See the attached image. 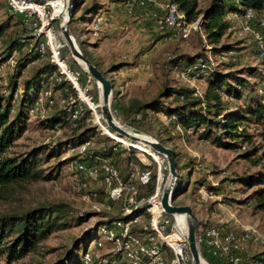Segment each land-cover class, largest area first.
Masks as SVG:
<instances>
[{
	"label": "trees",
	"instance_id": "16d2710c",
	"mask_svg": "<svg viewBox=\"0 0 264 264\" xmlns=\"http://www.w3.org/2000/svg\"><path fill=\"white\" fill-rule=\"evenodd\" d=\"M30 1L40 3L43 0ZM106 1L115 4L126 2V0ZM83 2L84 0H76L73 9V17L69 23L70 31L75 36V40L80 22L85 20L86 15L92 14L93 12L95 14L98 10V5L95 2L88 7H85ZM166 3L176 4L178 10L184 15L187 23L195 22L197 19L201 18V34H199L204 43H206V51L202 57L193 61L189 57H186L188 59L186 63H189L187 69H191L198 65L200 61L202 63H207L209 61V56L211 59H214V67L209 70L208 76L205 78L199 77L197 79L204 82L206 89L205 91H199L197 93L196 90L192 88H190V91L184 89L174 90V88L165 84L162 89L148 101L134 99L129 101L126 106L121 105V112L134 122L146 120L149 113L163 115L165 117V122L173 127V133L175 132L176 135L178 134L181 139L183 135L187 134L189 137H194L199 143H209L218 150L234 152L238 160L249 161L252 167L260 166L262 168L261 170L254 174L237 178L235 183L247 190L255 187L258 188L254 191V195L259 202L264 201V164L262 165L261 163L264 161L263 145L262 143H256V135L250 132V127H255V131L259 134L258 136L260 138L264 137V73H259L256 76L254 70L251 71L246 69L245 71H250L251 73L249 76L256 80L254 84H251L248 80L243 79V77H241L243 76L242 73L235 71L233 67L221 69L217 63V59L219 60L221 58L224 60L227 56V52L216 53L217 46L221 43L223 38L229 36L239 40H251L255 44L257 50V43L251 36L238 37L233 34L232 31H229V28L232 23L242 19L247 11H251L253 14L250 23L251 27L264 35V30L259 27L260 19L264 16V0H202L201 2L197 0H167ZM200 5L205 6L200 7ZM3 7L2 0H0V10H2ZM80 11V16H77ZM164 15L165 13L162 11V16L159 18L160 22H162ZM229 17H232V19L230 20ZM165 29H168V31H175L174 29L167 28L161 23L158 28L159 31L161 30L160 33H163L162 30ZM101 32H103V29ZM92 33L100 34L94 33L93 30ZM3 38H10L12 43L9 46L10 50L19 49V47H21H15V42L19 43V40L23 39V41H25V39L31 38V41H33V55H30V57H34V59L38 61L41 60L42 63L40 68L36 69L34 72L32 83H24L25 88L19 99H14V93L16 92V87L14 86L7 97L0 96V199L3 198L4 192L9 188L23 184H31L41 180V171L38 166L42 160V155L45 153L44 151L51 153L54 152L52 150H55L54 147L50 148L47 146L38 147L23 153H16L14 151L17 141L27 130L30 116H33L31 110L34 108L36 101L35 95L39 92L43 93L44 91H50L52 94L51 98H42V100L46 101V106L52 107V112L50 114L44 112L46 115H42L44 114L42 111L39 119L42 122L40 125L43 124L44 128L49 130L60 128L64 131L68 129L73 133L82 132L77 137L79 142L75 148L90 141L88 138L90 129L85 128L89 109L78 99L75 90L67 80L61 79L59 82L56 80L60 78V76L56 67L50 62L49 52H47L43 58H39L36 55L35 47L37 41L22 23L21 18L9 13L8 7L5 19L0 21V40ZM159 40L158 38L153 44H156ZM221 50H225V48L221 47ZM81 51L83 56L95 65L92 60L86 56L82 48ZM64 54L65 52L62 50V57L67 61ZM9 55H11V53ZM27 64L28 63H24L23 60H20L17 65L19 67V69H17V74H20L22 66H26ZM168 65L171 68L177 67L179 61L174 56L170 57ZM124 66H126L125 63L113 65L108 71L101 73L107 79V73L110 72V70H119ZM15 82L12 81V85H14ZM79 85L81 87L80 82ZM260 86L262 89L261 92L258 91ZM81 88L84 89L83 86ZM32 91L34 92V98L29 96V93ZM55 96H58L57 100H55ZM112 96L113 103L117 102L119 98L118 91L113 90ZM89 97L93 103L96 102L94 97ZM49 99L54 101L52 106L48 104ZM166 100L171 101L168 103ZM61 101L63 103H61ZM16 102L18 103L17 106L14 105ZM78 109H80L79 117L76 120H72L73 112ZM134 128L137 129L136 127ZM71 140L72 141H65L69 142L67 143L68 146L76 139L71 137ZM160 144L171 149L176 162V169L178 170L179 154L176 148L164 144L162 141H160ZM129 152L136 153L138 151L130 149ZM258 154H260V157L256 159ZM86 155L87 158L85 156V158L80 156L79 159L69 158L62 161L57 176L60 177L61 174H63L61 169L69 166L71 167L74 161L86 162L89 161L88 159H93V162H96V159L109 160L118 169L124 180L127 179L128 174L134 169H147L144 165L135 160L138 166H140L139 168L130 167L127 171H122L119 166L114 163L115 160H118L120 155V153L116 151L115 146L103 148L97 153H92L91 156L89 152H87ZM131 158L134 157H131L129 154L127 159L131 160ZM150 161L152 165H155L154 161L151 159ZM187 168L190 169L187 170ZM187 168H184V170L187 171V181H189L193 175V168ZM72 177L73 173L70 170L69 185ZM43 179L53 180L51 174L43 177ZM187 181H183V176L180 175V173L178 174L173 201L178 194L186 193L188 186ZM155 183L156 173H152L150 183L140 190L141 197H151L154 193ZM144 189H147V193L143 191ZM98 192L99 199L104 201L106 197L105 187L102 186L99 188ZM218 193L220 195V192ZM260 206H264V203H261ZM72 214L73 211L69 205L53 203L39 205L23 213H11L10 215L0 216V248H2L0 252H5L8 264L24 258L34 252L38 248V245L51 234L65 228L68 224V218H70ZM96 216L102 220L110 215L107 213H96ZM89 217V213L76 215V219L80 223L84 222L86 218L89 219ZM147 219L148 216L145 215L144 221L147 222ZM100 224H103L102 221H98L96 226L92 229L85 230V234L80 238L81 243L84 245L82 247L80 259L76 261L78 262L76 264H84L83 259L88 249L89 242L92 240ZM137 226L139 225H136L134 230L138 228ZM207 228H218L223 235L232 232L224 228H219L217 225H208L201 222L196 229V237ZM5 241H7V243H5ZM3 243H5L4 246ZM250 243L253 244L254 242L249 241L245 243L243 248ZM199 252L209 263L212 262L211 258L204 253L202 249ZM239 254L242 253L239 252L238 255ZM257 261L255 262L256 264H264V260L258 259Z\"/></svg>",
	"mask_w": 264,
	"mask_h": 264
},
{
	"label": "rangeland",
	"instance_id": "374dc122",
	"mask_svg": "<svg viewBox=\"0 0 264 264\" xmlns=\"http://www.w3.org/2000/svg\"><path fill=\"white\" fill-rule=\"evenodd\" d=\"M44 1L45 0L40 2V4ZM86 1L88 3L91 0ZM93 1H97V7L100 9H103L107 5L106 0ZM127 1L132 0H126V2ZM147 1L148 0H146L145 3ZM166 1L167 0H163V2L159 3L157 2L156 7L158 8L160 3L166 4ZM49 2H52L58 11H62V0H49ZM2 3L4 7L0 10V21H3L5 15H7V5L5 0H2ZM139 4L142 5L141 2ZM204 6L205 5H200V7ZM50 13H52L51 10ZM63 15L54 22V28L58 31L56 33V40L64 45V56L70 63L73 71L79 74L81 87L83 86L84 89L88 91V95L94 97L96 101L93 103L95 104L93 105L95 112L89 109L87 125L86 127L84 126L86 129H90L88 137L90 139V144L86 151L89 152V155L91 156L92 153H97L103 148L115 146L116 151L119 152L120 155L118 160L114 161L112 157L111 159L122 171H127L130 167L139 168L140 166H138L135 160L144 165L153 174L157 172L158 166H160L161 177L163 179L161 184L162 194L164 187L166 185L168 186L171 182L165 158L161 155H155L156 158L149 156L148 154L152 155L153 153H151V151L145 146L137 144L138 148L134 149L116 141L114 138H111L112 136H115L112 132L107 130L104 118L98 107L101 102H99L100 90L97 83L87 74L84 67L74 60L68 46L63 42V34L60 31V26H62L64 20H66L65 14ZM87 17L90 19L91 15H87ZM160 24L161 22L159 21L158 28L160 27ZM84 26L87 32H84L85 30L83 29V33L80 37L82 40L79 38V43L84 42L86 35L92 33L91 21H85ZM68 30L75 40V36L71 33L69 27ZM160 31L158 36L160 40L155 46V50H152L153 52L149 50H151V47L154 44L148 43L143 44L138 53L133 56L134 63H136L135 59L138 56L141 58L140 60L142 62L136 64V66H139V69L134 74H131L133 75V78L132 76H130V78H127V76L123 78V80L126 79L130 82L133 80L132 84L127 87V92H124L122 96H119L117 102L114 103L112 96L110 103L112 116L116 123L126 130H137L141 134L149 136L159 143L162 141L164 144L176 148V151L179 154V167L177 174L180 173V175L183 176V181L188 180V176L186 175L187 171L184 170V168H193V175L191 179L189 178L190 180L187 181L188 186L186 193L178 194L176 199L172 201L173 205H187L191 207L193 214L200 223L217 225L219 228H224L227 231H232L238 234H241L242 231L247 228H252L264 237V206H260L264 201L259 202L254 195V191L258 188L255 187L247 190L235 183L237 178L248 176L261 170L262 168L260 166L252 167L251 162L240 159L238 160L237 157H234V152L218 150L209 143H199L194 139L190 141L185 139L183 144L180 136L178 137L175 132L173 133V127L165 122V117L163 115L149 113L146 120L134 122L121 112V105H128L129 101L126 98L127 96H133L136 97V99L139 98L138 100L148 101L152 99L165 84L174 88V90L184 89L190 91V88H192L198 91H203V87L205 86L203 81L189 80L181 76V73H183L189 66V63H186L188 62L186 57H189L193 61L205 54L206 43H204L200 34L193 32L187 40H183L179 35L178 30L168 31V29H165L162 30L163 33H160ZM22 40H19L20 45L18 42H15V47L21 46L19 47L20 50L9 49V46L12 44L10 38H3L0 40V61L6 56H9L10 53L16 55L14 64L9 65L2 73H0V96L7 97L13 86L16 87V91L21 95L25 88L24 83H32L34 72L36 69L40 68L42 63L41 60L38 61L34 59V57H30V55H33V41H31V38L25 39L24 42H21ZM75 43L82 53L77 39L75 40ZM221 47H224L225 50H221ZM83 51L86 52L85 48H83ZM148 51L150 53L146 55ZM216 51V53L227 52V56L224 60L221 58L219 60L217 59V63L221 69L233 67L235 71L242 73L243 76L241 77H243V79L248 80L251 84H254L256 80L249 76L251 75L250 71L245 70H254L256 76L259 73H262L260 68L261 61L258 60L259 57L256 46L251 40H239L231 36L225 37L217 46ZM173 56L179 61V65L171 68L168 65V61L170 57ZM20 60H23L24 63L28 64L22 66L21 73L17 74V69H19V67L16 68L15 64L19 63ZM12 81H16L14 85H12ZM31 98H34V96ZM57 99L58 96H55V100ZM170 101L171 100H166L168 103ZM45 103L46 101L42 100L41 109L43 113L50 114L52 112V107L46 106ZM17 104L18 103L16 102L14 105L17 106ZM86 107L88 108L87 105ZM45 113L42 115H46ZM40 114L38 112L37 115L34 113L32 114L33 116H30L27 130L17 141L14 151L16 153H23L38 147L47 146L50 148L54 147L55 150H52L54 152L51 153L44 151L45 153L42 155V160L38 166L41 171V180L31 184L15 186L4 192L3 198L0 199V216L10 215L11 213H23L36 206L53 203L69 205L73 214L68 218V224L65 228L51 234L46 240L38 245V248L34 252L9 264H76L78 263L76 261L80 259L82 253V247L84 244L81 243L80 238L85 234V230L95 227L98 221L104 223L105 220L114 218V215L108 214L110 215L109 217L107 216L101 220L96 216V213L104 212L94 208V203L99 201H94V203L93 201H87L86 199H83L81 194L75 193L71 190V187L68 184L69 171L71 170L70 166L62 168L61 171L63 174H61L60 177L57 176V172L60 169V163L65 159H79L80 156H85L87 158L86 154H79L78 147L75 148L79 142L77 137L82 132L73 133L68 129L64 131L60 128L55 130L45 129L43 124L40 125V123H42L39 120ZM250 132L256 135V143H262L264 151V137L260 138L258 136L259 134L255 131V127L251 126ZM71 137H74L76 140L68 146L67 143L69 142L65 141H72ZM130 149H134L138 152L131 153L129 152ZM129 154L134 158L128 160L127 158L129 157ZM258 157H260V154L256 156V159ZM150 159L154 161L155 165L151 164ZM88 160L93 162V159ZM96 161L98 160L96 159ZM261 163L263 165L264 161ZM189 169L190 168H187V170ZM48 174H51L52 181L43 179V177H46ZM176 183L177 180L175 186ZM146 190L147 189H144L143 191L147 193ZM218 192H220V195ZM219 205H221V207ZM83 213H89L90 217L80 223L76 219V215H82ZM98 236L99 234H96L95 232L91 240L92 244ZM5 243H7V241H5ZM5 243H3V246ZM1 249L2 248H0V251ZM243 249L240 250V253L242 254L238 255L239 264H256L255 262L264 256V252H259L264 250L262 245L250 243ZM207 263L209 262L207 261ZM0 264H8L5 252H0Z\"/></svg>",
	"mask_w": 264,
	"mask_h": 264
},
{
	"label": "built area",
	"instance_id": "2783aa9c",
	"mask_svg": "<svg viewBox=\"0 0 264 264\" xmlns=\"http://www.w3.org/2000/svg\"><path fill=\"white\" fill-rule=\"evenodd\" d=\"M133 1V0H132ZM144 5L146 0H134ZM201 2L202 0H197ZM8 11L11 15L21 18L27 30L37 41L35 53L43 58L47 52L50 62L56 67L60 78L67 80L75 90L78 99L88 106L82 99L84 95L88 100L87 90L79 85V74L74 72L70 64L63 59L64 45L57 42L54 22L63 15L54 14L52 6L45 0L36 3L30 0H6ZM67 7V2H66ZM158 9L164 11L162 22L167 28L179 31L183 40H187L193 32L201 34L200 19L187 23L184 15L174 3H160ZM50 10L52 13H50ZM253 14L247 11L244 17L230 25L229 31L238 37L251 36L257 43V53L261 61V72L264 73V35L253 29L250 25ZM231 20L232 17H229ZM104 27L102 17H97L92 22L94 33H100ZM259 27L264 30V16L260 19ZM21 42H24L23 40ZM64 42V41H63ZM65 44V42H64ZM15 54L6 56L0 61V73L14 64ZM15 64L16 68L18 67ZM214 67V61L209 57L207 63L199 62L191 69H186L181 76L189 80L207 77L209 70ZM259 92L262 91L260 88ZM198 93L199 91L196 90ZM30 97L34 92L29 93ZM36 101L32 114L42 113V98H51L50 91L39 92L35 95ZM18 91L14 99H19ZM92 102V101H91ZM61 103H63L61 101ZM93 103V102H92ZM50 106L54 104L49 99ZM91 110V109H90ZM80 109L75 110L72 120L79 117ZM41 115V114H40ZM89 142L78 147L80 155L87 153ZM73 177L70 183L71 190L82 195L87 201L94 203V208L101 212L112 214L114 218L107 219L95 231L99 236L93 244L89 242L84 255V264H191L192 258L188 249L186 220L182 215H166L161 207V169L158 166L154 193L149 198L141 197V188L146 187L152 178L148 169L132 170L127 179L121 176L118 169L109 160L96 162L74 161L71 165ZM105 187V200L99 199V188ZM117 208V209H115ZM147 215V222L144 216ZM166 217V218H165ZM138 228L135 229V226ZM249 241L264 247V237L256 230L247 228L241 234L229 232L222 234L218 228H207L196 237L199 251L212 258L211 264H239L238 253L243 245ZM200 253V252H199ZM201 256V254H200ZM202 258V264H209Z\"/></svg>",
	"mask_w": 264,
	"mask_h": 264
},
{
	"label": "crops",
	"instance_id": "0c3cea01",
	"mask_svg": "<svg viewBox=\"0 0 264 264\" xmlns=\"http://www.w3.org/2000/svg\"><path fill=\"white\" fill-rule=\"evenodd\" d=\"M94 2L97 4V1L93 0L88 2L89 4L85 0L83 4L85 7H88ZM157 2H163V0H148L144 5H140V2L137 1H127L126 3L120 4L107 2V5L103 9L98 7L97 13L95 12L94 14L93 12L89 14L91 15L90 19H88L86 15L85 20L81 21L78 25L76 39L79 43V38L83 33V29L85 30L84 32H87L84 22L89 20V22L91 21L92 23L96 16H101L103 18V32L100 34H88L86 35L85 41L79 43L82 50L85 48L86 52L84 53L86 56L92 60L96 65L94 66L100 72L108 71L113 65L120 63L126 64V66L119 70H110V72L107 73V79L111 82L113 88L112 94L113 90L118 91L119 96L127 92V87L132 84L133 80L130 82L126 79L123 80V78H125V76H127V78L132 76L133 78L131 74H134L139 69V66H136V64L142 62L140 60L141 58L138 56L135 59L136 63H134L133 56L138 53L143 44H153L159 36L158 24L159 18L162 16V11L156 7ZM80 14L81 11L77 16H80ZM80 39L82 40V38ZM157 44L158 42L154 44L149 51L153 52ZM149 51L146 55L150 53ZM205 89L206 86L203 87V91H205ZM126 98L128 101L136 99V97L133 96H127ZM185 139L190 141L194 139V137H189L187 134L183 135L181 139L183 144ZM235 156L236 155H234V157ZM219 206L221 207V205ZM259 252L262 253L264 250ZM262 258H264V256L260 258L264 260Z\"/></svg>",
	"mask_w": 264,
	"mask_h": 264
},
{
	"label": "water",
	"instance_id": "95a60500",
	"mask_svg": "<svg viewBox=\"0 0 264 264\" xmlns=\"http://www.w3.org/2000/svg\"><path fill=\"white\" fill-rule=\"evenodd\" d=\"M75 5V0H67L66 7V20L62 26H60V31L63 34L65 45L68 46L72 57L76 62L84 67L87 74L97 83L99 88V102H101L100 112L103 116L107 128H109L117 137L128 140L135 143H140L143 146L147 147L151 153L154 155H161L165 158L168 165V173L171 179L170 185H166L161 194V207L163 212L166 215H183L186 218V227H187V242L188 249L192 258L191 264H202V258L199 253V249L196 243V229L198 228L200 222L196 219L195 215L192 212L191 207L176 206L172 204L174 186L177 180V169L176 162L173 157L171 149L163 146L159 142L153 140L149 136L141 134L137 130H125L119 124L115 122V119L112 116V113L109 110V105L112 98V85L111 82L106 79L102 73L87 59L78 49L74 38L69 33L68 27L69 23L73 17V9ZM141 136V137H139ZM153 154H148L153 156Z\"/></svg>",
	"mask_w": 264,
	"mask_h": 264
},
{
	"label": "bare ground",
	"instance_id": "6f19581e",
	"mask_svg": "<svg viewBox=\"0 0 264 264\" xmlns=\"http://www.w3.org/2000/svg\"><path fill=\"white\" fill-rule=\"evenodd\" d=\"M47 2L52 6L55 15H56V14H60L61 12H63L62 14H65V17H66V2H67V0H62V11H57V9L54 7L53 3H52V2H49V0H47ZM63 16H64V15H63ZM82 99H83V101H84L85 103H88L89 108H90L92 111L95 112V109H93V105H95V104H93L90 100H88L84 95L82 96ZM100 106H101V103H100V105H99L98 107H100ZM95 107H96V106H95ZM109 110H110V112H111L110 105H109ZM113 118H114V117H113ZM104 121H105V120H104ZM115 122H116V121H115ZM105 126H106V128H107L106 123H105ZM104 130H105V129H104ZM107 130L110 131V132H112L109 128H107ZM125 130H126V129H125ZM105 131H106V130H105ZM106 132H107V131H106ZM107 133H108V132H107ZM112 134H114L115 137L112 136L111 138H114L116 141L123 143V144L126 145L127 147H130V148H134V149H136V148H138V147H137V144H138V145H142V144H140V143H135V142H131V141H128V140L119 139L115 133L112 132ZM139 137H141V136H139ZM142 146H143V145H142ZM140 150H141V149H140ZM153 157L156 158L155 155H153ZM170 183H171V182H170ZM169 185H170V184H169ZM181 217H182L183 219L185 218V216H183V215H182ZM185 220H186V218H185Z\"/></svg>",
	"mask_w": 264,
	"mask_h": 264
}]
</instances>
